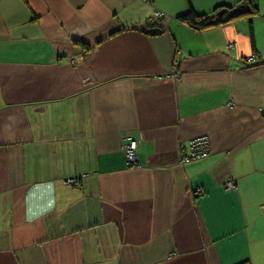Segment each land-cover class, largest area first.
Wrapping results in <instances>:
<instances>
[{
  "label": "crops",
  "instance_id": "crops-1",
  "mask_svg": "<svg viewBox=\"0 0 264 264\" xmlns=\"http://www.w3.org/2000/svg\"><path fill=\"white\" fill-rule=\"evenodd\" d=\"M240 1L0 0V264H264V0L176 20Z\"/></svg>",
  "mask_w": 264,
  "mask_h": 264
},
{
  "label": "trees",
  "instance_id": "trees-1",
  "mask_svg": "<svg viewBox=\"0 0 264 264\" xmlns=\"http://www.w3.org/2000/svg\"><path fill=\"white\" fill-rule=\"evenodd\" d=\"M222 10H227V13L223 17L218 18L217 13ZM257 11V6L254 0H241L234 7L218 6L208 15H197L191 10L181 16H178L176 20L180 24L185 25L194 31H202L227 22L252 17L257 15ZM145 26L148 29L150 27L156 29L158 31L157 33H161L164 30V25L161 22L147 21Z\"/></svg>",
  "mask_w": 264,
  "mask_h": 264
},
{
  "label": "built area",
  "instance_id": "built-area-1",
  "mask_svg": "<svg viewBox=\"0 0 264 264\" xmlns=\"http://www.w3.org/2000/svg\"><path fill=\"white\" fill-rule=\"evenodd\" d=\"M124 153L126 156V164L127 166H136L138 164V160L136 157V152H135V147L133 145H131L130 143L124 146ZM209 153V144H208V140L205 137H200V138H196L194 140H192L189 143V153L188 155H184V153L181 150V154H180V163H184V162H189V161H194V160H199L202 159L204 157H206ZM68 184L73 183L75 185V181L74 180H70L68 182H66ZM225 189L229 190L231 188H233L231 183H227L224 185Z\"/></svg>",
  "mask_w": 264,
  "mask_h": 264
},
{
  "label": "water",
  "instance_id": "water-1",
  "mask_svg": "<svg viewBox=\"0 0 264 264\" xmlns=\"http://www.w3.org/2000/svg\"><path fill=\"white\" fill-rule=\"evenodd\" d=\"M226 13H227V10H222V11H220V12L217 13V17H218V18H221V17H223L224 15H226Z\"/></svg>",
  "mask_w": 264,
  "mask_h": 264
},
{
  "label": "rangeland",
  "instance_id": "rangeland-1",
  "mask_svg": "<svg viewBox=\"0 0 264 264\" xmlns=\"http://www.w3.org/2000/svg\"><path fill=\"white\" fill-rule=\"evenodd\" d=\"M132 145V144H131ZM68 181H70V180H68Z\"/></svg>",
  "mask_w": 264,
  "mask_h": 264
},
{
  "label": "bare ground",
  "instance_id": "bare-ground-1",
  "mask_svg": "<svg viewBox=\"0 0 264 264\" xmlns=\"http://www.w3.org/2000/svg\"><path fill=\"white\" fill-rule=\"evenodd\" d=\"M184 152V151H183Z\"/></svg>",
  "mask_w": 264,
  "mask_h": 264
}]
</instances>
